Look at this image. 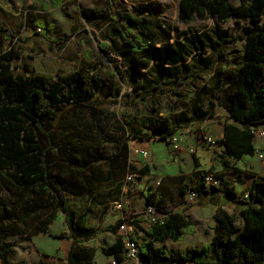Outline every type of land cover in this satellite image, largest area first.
Masks as SVG:
<instances>
[{
	"label": "trees",
	"instance_id": "obj_1",
	"mask_svg": "<svg viewBox=\"0 0 264 264\" xmlns=\"http://www.w3.org/2000/svg\"><path fill=\"white\" fill-rule=\"evenodd\" d=\"M51 2L52 7H58L62 0ZM114 2L108 0V7L104 9L82 8L81 14L92 24L111 20L126 22L128 26L119 24V30L113 26L112 30L117 34L105 35L109 41L100 48L103 51L112 46L117 48L120 41L126 46L125 51L134 54L133 63L126 71L133 87H139L138 80L144 76L137 64L148 67L151 63V80L148 87H143L149 94L162 91V86L173 87L194 75L185 63L177 72L166 65L171 55L182 62L183 58L208 44L217 52L218 46L223 47L230 41V35L224 33L223 36L216 35L218 40L212 43L208 37L192 38L188 44L192 48L188 51L185 46H159L156 35L170 38L168 23L153 14L145 17L129 12L109 15ZM238 17L251 22L243 26L245 44L242 57L236 62L235 69L215 73L210 108L198 114L200 122L224 125V134L217 144L223 147L219 153L221 170H202L194 157L192 182H188L184 174H178L161 176L154 186L145 185L143 192L147 206L154 208L158 220L145 227V239L139 244L144 264H264V175L240 168L235 163L244 154H255V131L264 125V24H261L264 0H239L237 4L231 0L179 2L178 18L185 23L208 18L226 23ZM23 25L34 30L41 23L32 19L28 12ZM0 35L10 46L13 45L15 33L3 23H0ZM20 58L19 51L13 47L0 52V264H47L34 244L33 236L49 233L50 225L60 211L64 213L69 229V235L61 234L60 237L72 238L67 264H95L96 247L83 241L94 238L101 231L115 234L114 242L102 247V252L123 259L125 245L119 233L120 226L125 223L144 228L141 223L146 208L126 211L124 207L125 213L113 224L92 229L84 225L71 207L69 196L91 193V180L96 179L93 166L100 161H107L111 168L113 162L124 157L129 173L142 177L149 174V166L145 164L139 168L128 160V147L131 152V146L127 141L117 143L113 149L97 148L81 154L77 138L65 130L70 125L67 111L88 104L95 96L87 76L88 66L53 79L15 72L12 61ZM202 69L199 66V70ZM216 104L227 115H218L214 111ZM120 128L125 130L121 123ZM156 132H161L159 138L170 145L168 138L179 131L165 119L157 122L154 134ZM153 136L129 133V140H151ZM111 175L109 172L105 179ZM208 175L218 180L217 185L211 183L212 190L242 207L239 211L242 225H237L236 214L217 205L212 216L214 234L208 242L185 251L159 245L168 239L179 241L186 234L195 233L196 221L180 208L190 206L187 198L191 192L197 197L209 193ZM247 181L249 184L245 190L238 193L235 183ZM93 200L90 198L91 203Z\"/></svg>",
	"mask_w": 264,
	"mask_h": 264
},
{
	"label": "rangeland",
	"instance_id": "obj_2",
	"mask_svg": "<svg viewBox=\"0 0 264 264\" xmlns=\"http://www.w3.org/2000/svg\"><path fill=\"white\" fill-rule=\"evenodd\" d=\"M86 1L99 4L96 6L97 9H104L101 0H65L63 6L51 12L57 25V31L46 37L43 34L31 33L30 29L23 25L26 20L25 10L28 11L32 5L38 6L37 0H0V23L5 24L15 33L14 43L11 46L0 35V52L9 47L19 51L21 58L13 60L12 64L15 72L25 75L42 74L54 79L58 75H67L82 66H88L87 76L91 80L95 96L88 104L67 111L70 125L65 129L77 138L81 154L97 148L113 149L117 143L123 141L129 142L131 147L138 146V138L129 140V133L154 135L151 148L157 159L156 162H150L149 158L134 156L128 147V160L136 163L139 168L147 164L151 169L148 176L139 175L127 182L126 177L129 171L126 168L124 157L113 162L111 168L107 161H100L93 166L96 179L91 180V193L87 194L88 196H69L71 207L83 223L86 222L90 227L105 228L120 217V213L113 209L115 202H122L126 211L130 208L134 211H143L147 207L143 192L145 185L154 186L161 175H173L180 171L181 167L189 172L194 164V157L206 170L212 168L216 171V167H219V153L222 146H209L203 141L202 136L207 134L208 124L200 122L198 114L210 108L215 73L227 68L235 69L236 62L242 57L245 44L243 26L251 22L245 17H238L226 23L214 18L195 19L190 23H185L178 18L180 0H146L154 3L152 9L157 12L159 18L165 21L164 23L170 25L169 39H166L165 35H156V43L159 46L174 48L185 46V50L188 51L192 48L188 45L192 38L202 36L207 39L208 37L212 43L218 40L216 35L223 36L224 33L230 35V41L226 42L223 47L218 46L217 52L208 44L204 49L194 51L192 53V55L195 54L194 58L191 55L183 58L182 62L175 60L174 55H171L166 65H170L177 72L182 63H185L187 69L194 71V75L175 83L173 87L162 86V91L149 94L143 87H148L151 80V63L148 67L137 64L144 76L138 80L139 87L131 86L126 71L133 63L134 54L125 51L126 46L120 41L116 44L117 48L112 46L107 51L101 50L100 45L109 41L105 37V31L112 26L104 23L93 25L83 21L80 10L85 6ZM138 1L117 0L115 9L112 11L111 8L109 14L129 12L134 15L131 10L133 4ZM231 1L236 4L239 2V0ZM261 24H264V17ZM124 25L128 26L126 23ZM73 27H75L74 30ZM64 34H70V36L67 37ZM234 37L236 40H233ZM197 57L201 58L204 64H201ZM199 66L203 69L199 70ZM214 111L220 116L227 115V112L218 104ZM165 119L177 131L186 133L189 139H192L190 145L193 147H190L194 149V152L189 151L190 147L186 146L188 165L181 156L180 151L182 150L177 153L172 152L167 141L159 138L161 132L154 134L157 122ZM120 123L125 130L120 128ZM257 131H264V125L259 126ZM255 143L257 145L260 143L257 147L259 152L252 156L246 155L244 160L235 163L243 169L264 175V135L256 136ZM175 155L176 158H174ZM231 162L234 163L233 160ZM109 172L112 175L106 180ZM188 181L192 182V178L189 177ZM211 182H206L209 193L195 196L192 199L188 197L190 206L180 208L182 211L193 214L192 218L196 221L195 233L186 234L179 241L168 239L159 245L185 251L189 247L202 246L208 242L214 225L212 216L217 205L222 206L229 213L236 214L238 216L237 225H242L239 217L242 207L236 205L229 197L212 190ZM213 183L217 185L218 181ZM248 184V181L236 182L238 193H242ZM90 198L94 199L92 203ZM64 219V213L58 212L51 227L52 235L37 238L39 247L44 248L50 256H55L59 247L63 248L64 241L60 235ZM144 221L141 223L144 228L133 226L131 232L132 237L139 244L145 239ZM114 238L115 234L105 231L95 242L94 247L97 243L96 248L100 249L102 245L111 243ZM96 261V264L104 263L99 252L96 255Z\"/></svg>",
	"mask_w": 264,
	"mask_h": 264
},
{
	"label": "crops",
	"instance_id": "obj_3",
	"mask_svg": "<svg viewBox=\"0 0 264 264\" xmlns=\"http://www.w3.org/2000/svg\"><path fill=\"white\" fill-rule=\"evenodd\" d=\"M37 1L39 2V5L38 6L37 5L30 6V8L28 9V12H29V15L31 16L32 19H34L36 22L39 21V23H41V25H39L40 27L38 26L41 29V31L40 32H34V30L32 28H30L29 31L31 33H35V34H43L44 36L47 37V36H49L48 34H52V33H54V31H57V25L55 23L54 18H52V16H51V12H52L53 9H56L58 7L63 6L65 0H62L61 5L58 6V7H52V2H51L52 0H37ZM101 2L104 4V8L108 6V0H101ZM91 3H92V1L91 2H87L86 1L85 2V6H83V8H85V9H92V8H96V6H99V4H97V3H93V4H91ZM150 3H151V1L139 0L137 3H134L133 4V8H132L131 12H133V14L135 16H137V17H145L148 14L157 15L159 17V15L157 14V12L152 9V5L154 3H151V4ZM116 4H117V0H115V2H114V5L112 7V11L115 9V7H116L115 5ZM26 12L27 11L25 10V12H24V15L25 16L27 15ZM109 15H111V14H109ZM81 18H82L83 21L87 22L83 18L82 14H81ZM87 23L92 24L90 22H87ZM102 23L103 22H99L98 24L101 25ZM125 23L126 22H124V21H118V20H114V21L111 20V21L104 22V24H111V26H112L111 28L109 27L108 31L107 30L105 31V35H116L117 32H114L112 30L113 26H117V29L119 30L120 29L119 24L123 26ZM98 24H96V25H98ZM93 25H95V23H93ZM100 29H101V27H100ZM1 35H3V34H1ZM40 75H42V74H40ZM204 123H207L208 124V130H207L208 132L207 133L212 134L213 136L218 137V138H221L223 136V134H224V125L223 124H221V123H212L210 121H205ZM184 134H185V139L183 141V144H182V147H181V150L182 151H180V153H181V156H183V158H184V162H186L187 165H188V156H187V152L188 151L186 149V146H188V147L191 146L190 143H191L192 139L191 138L189 139V136H187L186 133H184ZM256 136L258 137V136H263V135H256L255 134V137H254V144H255V147H256V152H259V149L257 147L260 146V143H259V145H257L255 143ZM152 141H154V139H151V140H138L137 141V145L138 146H141L142 148L148 149L149 156L147 158L150 159V162H156L157 159L154 156L153 149L151 148V142ZM261 143H263V141H261ZM219 146H221V145H219ZM191 147H193V146H191ZM191 147L189 148V151H190V149H193ZM221 148H223V147H221ZM246 155H249V154H244L243 157H242L243 160L245 159V156ZM250 156H252V155H250ZM176 157L177 156L175 155L174 158H176ZM219 159H220V157H219ZM242 159H240V160H242ZM240 160H238V162ZM134 164H136V163H134ZM199 164H200V169L206 170L205 168L201 167V163L200 162H199ZM193 168H194V166H192L191 167V170L189 172H187V171L184 170V167H181L180 168V171H178L177 173H175L173 175L184 174L187 177V181H188V178L189 177L192 178ZM215 170L216 171L217 170L220 171L221 170V165H219V167H216ZM148 175H145V176H148ZM165 175L163 174L161 176H165ZM188 182H190V181H188ZM216 207L214 208V212H215ZM214 212H213V214H214ZM184 213L191 215V217L193 216V214L191 212L188 213L187 211H184ZM64 217H65V215H64ZM52 224L50 225L49 233H40V234L34 235L33 236V242L39 248V250L42 252L44 261L47 264H67L66 258H67V254H68V251H69L70 246H71V243H72V238L62 237V239L64 241L63 242V248H60L59 247L56 250V255L55 256H50L47 253V251L44 250V248L39 247V244H37V238H39L40 236H45V235H49L50 236V235H52L51 234ZM63 224L64 225H63L61 234L69 235V229H68V226H67V223H66V220L65 219H64V223ZM84 225L87 226V227H90V226H88L86 224V222L84 223ZM90 228H92V229H100V228L93 227V226L90 227ZM213 228H214V225H213ZM104 232L105 231L99 232L97 234V236H95L92 239L84 240L83 243L84 244H87V245H90V246H95V242H97V240L99 239V237L101 236V234L104 233ZM213 234H214V229L212 230L211 238H212ZM114 240H115V238L111 241V243H113ZM111 243H109L108 245H110ZM108 245H102L100 249L96 248V255L99 252V254L102 255V257L104 259V263L103 264H110V257L107 256V255H105L102 252V247H105V246H108ZM97 246H98V244L96 243V247ZM96 263H97V261H96V256H95V264ZM186 264H190V263H186Z\"/></svg>",
	"mask_w": 264,
	"mask_h": 264
},
{
	"label": "built area",
	"instance_id": "obj_4",
	"mask_svg": "<svg viewBox=\"0 0 264 264\" xmlns=\"http://www.w3.org/2000/svg\"><path fill=\"white\" fill-rule=\"evenodd\" d=\"M34 31L40 32L41 29L37 27L36 29H34ZM255 134L264 135V131L258 132L256 130ZM202 138H203V141H205L209 146L217 145L219 140L221 139L209 133L203 134ZM184 139H185V134L182 133L181 131L175 132L172 135H170L168 140L170 142L169 146L171 148V151L174 153L179 152L181 150ZM190 151L194 152V149H190ZM131 154L137 157L147 158L149 156V151L148 149H145L139 146H132ZM137 176H139L137 173H129L126 177V181L130 182L134 180ZM206 180L207 182L212 181L211 183L213 182L216 183L218 181L214 179L212 175H208ZM195 196H196L195 192H191L188 195V197L191 199L194 198ZM245 196L247 197L248 195L245 194ZM113 209L117 210L120 213V217L123 216L124 207H123L122 202H115ZM143 218L145 219L144 223L146 225V228L149 226L150 223L158 220V217L155 216L154 214V208L152 206L146 207V213L143 216ZM132 231H133V225L124 223L123 225L120 226L119 233L123 236V241L125 245V253H124L123 259L121 260H118L116 257L111 256L110 264H144L139 254V243L134 237H132L131 235Z\"/></svg>",
	"mask_w": 264,
	"mask_h": 264
},
{
	"label": "water",
	"instance_id": "obj_5",
	"mask_svg": "<svg viewBox=\"0 0 264 264\" xmlns=\"http://www.w3.org/2000/svg\"><path fill=\"white\" fill-rule=\"evenodd\" d=\"M165 140V139H164Z\"/></svg>",
	"mask_w": 264,
	"mask_h": 264
}]
</instances>
